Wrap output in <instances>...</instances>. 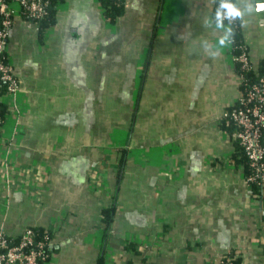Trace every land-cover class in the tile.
I'll return each instance as SVG.
<instances>
[{"label": "crops", "instance_id": "obj_1", "mask_svg": "<svg viewBox=\"0 0 264 264\" xmlns=\"http://www.w3.org/2000/svg\"><path fill=\"white\" fill-rule=\"evenodd\" d=\"M216 1L125 0L109 23L97 0H60L42 36L13 17L2 233L50 230L45 264H218L233 251L264 264V196L226 164L233 144L218 126L240 79ZM235 2L257 70L264 0Z\"/></svg>", "mask_w": 264, "mask_h": 264}, {"label": "built area", "instance_id": "obj_2", "mask_svg": "<svg viewBox=\"0 0 264 264\" xmlns=\"http://www.w3.org/2000/svg\"><path fill=\"white\" fill-rule=\"evenodd\" d=\"M48 2L49 0H9L8 2L0 0V88L5 89L2 93L0 91V101L3 95L12 94L18 89L13 68L9 60H4L6 57L8 59L7 45L12 19L16 14L26 15L35 20L40 19L46 11ZM219 7L220 15L225 22V25L221 26L225 30L224 38L229 45L230 54L229 27L237 21L236 14H233L235 13L233 0H219ZM231 60L239 62L244 70L251 67L249 56L245 52L231 56ZM238 76L242 79V75ZM230 107L231 109L225 110L223 114L226 124L233 127L231 136H228L236 140L244 150L251 169L246 179L247 184H258L261 190L257 197H262L264 196V146L261 142L264 130V77L254 82H245ZM226 164L234 166L229 160V155ZM48 243L50 244V239ZM45 244L44 240H37L34 237L31 228H26L18 238L6 236L0 231V264H39V260L45 258ZM235 256H223L218 264H229Z\"/></svg>", "mask_w": 264, "mask_h": 264}, {"label": "trees", "instance_id": "obj_3", "mask_svg": "<svg viewBox=\"0 0 264 264\" xmlns=\"http://www.w3.org/2000/svg\"><path fill=\"white\" fill-rule=\"evenodd\" d=\"M5 1L8 2L9 0H5ZM59 1L60 0H49L47 7H46V11L40 19L35 20L26 15H20V16L22 18L36 22L39 27V34L40 36H42L44 32L46 31V29L55 23L56 10H57V5L59 4ZM97 1L100 4L103 17L109 23H112V22L114 23L119 18V16H121L124 13L125 0H97ZM233 8H234L235 13H238L235 0H233ZM216 10L219 16L220 23L225 25V22L220 15L219 0L216 1ZM236 16H237V21L230 25L229 27L230 31L228 34L231 39L230 54L232 57L237 56L241 54L242 52H245L248 54V48L241 37L240 18H239V15H236ZM4 60L7 61L8 60L7 57ZM232 62L236 69L237 74L242 75V79H240V91L245 82H254L258 80L260 77H264V59L261 60V64L257 70L253 69L251 63H250L251 65L250 69L244 70L240 67L239 62L233 61V60ZM0 89H1L0 90L1 93L4 92L5 90L4 88H0ZM230 109L231 107L229 106L226 110L229 111ZM7 113H8L7 106L3 102L0 101V118L2 122L5 119ZM225 120L226 119L223 116L222 118L219 119L218 121L219 129L225 134L231 136L233 127L232 125L231 126L227 125ZM230 140L232 141L233 149L229 155V160L235 167L236 166L241 167L243 177L247 183L246 179L248 175L251 173V169L249 167L247 157L241 145L236 140H233V139H230ZM261 142L264 146V130H263ZM125 156H126V151L123 150V152L121 153V162L123 161V158ZM250 185L254 187V190H255L253 191V196L257 197L258 193L261 190L260 186L254 183ZM114 207L115 205L112 202L110 205L103 207L100 210V219H101V222L103 223V230H106L108 226L110 225V223L112 222V213H113ZM31 229L33 230L34 237L37 240H44L46 242L45 248H44L45 258L44 260L43 259L39 260V264H43L44 262H47L49 260L51 253H52L51 252L52 245L48 243V239L51 238L50 230L44 229V228H31ZM15 238H18V237H15ZM124 246L126 248L133 250L138 255L141 254V248L137 243L126 241ZM228 255L229 256L236 255L235 258L231 262H229V264H241L239 255L234 253V251L230 253H226L224 256H228ZM100 262H102V259L98 261V264H100ZM141 264H151V263H141Z\"/></svg>", "mask_w": 264, "mask_h": 264}, {"label": "clouds", "instance_id": "obj_4", "mask_svg": "<svg viewBox=\"0 0 264 264\" xmlns=\"http://www.w3.org/2000/svg\"><path fill=\"white\" fill-rule=\"evenodd\" d=\"M230 11H231V10H230ZM233 14L239 15V13H233Z\"/></svg>", "mask_w": 264, "mask_h": 264}, {"label": "rangeland", "instance_id": "obj_5", "mask_svg": "<svg viewBox=\"0 0 264 264\" xmlns=\"http://www.w3.org/2000/svg\"><path fill=\"white\" fill-rule=\"evenodd\" d=\"M14 6H17L16 4H14Z\"/></svg>", "mask_w": 264, "mask_h": 264}]
</instances>
